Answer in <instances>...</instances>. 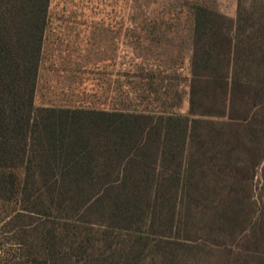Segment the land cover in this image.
I'll return each instance as SVG.
<instances>
[{
	"label": "trees",
	"instance_id": "obj_1",
	"mask_svg": "<svg viewBox=\"0 0 264 264\" xmlns=\"http://www.w3.org/2000/svg\"><path fill=\"white\" fill-rule=\"evenodd\" d=\"M236 1L191 7L181 116L35 107L52 0H0V207L25 264H176L190 230H224L264 159V0Z\"/></svg>",
	"mask_w": 264,
	"mask_h": 264
},
{
	"label": "rangeland",
	"instance_id": "obj_2",
	"mask_svg": "<svg viewBox=\"0 0 264 264\" xmlns=\"http://www.w3.org/2000/svg\"><path fill=\"white\" fill-rule=\"evenodd\" d=\"M193 4L233 18L237 1L52 0L35 107L187 115ZM248 185L233 196L224 230L189 231L194 248L176 264H264V159ZM0 211V264H25Z\"/></svg>",
	"mask_w": 264,
	"mask_h": 264
}]
</instances>
